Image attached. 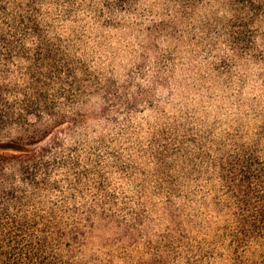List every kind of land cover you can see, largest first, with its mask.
Returning <instances> with one entry per match:
<instances>
[{"label": "rangeland", "instance_id": "374dc122", "mask_svg": "<svg viewBox=\"0 0 264 264\" xmlns=\"http://www.w3.org/2000/svg\"><path fill=\"white\" fill-rule=\"evenodd\" d=\"M50 10L73 72L42 84L40 117L12 68L21 115L0 128V264H187L229 218L224 158L264 135V16L241 0Z\"/></svg>", "mask_w": 264, "mask_h": 264}, {"label": "trees", "instance_id": "16d2710c", "mask_svg": "<svg viewBox=\"0 0 264 264\" xmlns=\"http://www.w3.org/2000/svg\"><path fill=\"white\" fill-rule=\"evenodd\" d=\"M72 2L0 0V128L9 127L21 115L11 102L14 88L17 89L12 86L15 64L20 65L22 77L31 81L22 87L23 91L17 90L25 95L30 91L36 94L33 97L37 96L36 113L40 117L45 113L39 105L42 84H56L63 76L69 79L72 74L73 64L50 38L46 24L52 17L50 9ZM241 8L247 18L264 16V0H241ZM54 126L46 125V136ZM256 142L254 147L224 158L221 179L228 198L221 211L230 212L229 218L209 235L210 239L189 250L187 264H264V135ZM1 148L10 146L0 144Z\"/></svg>", "mask_w": 264, "mask_h": 264}]
</instances>
